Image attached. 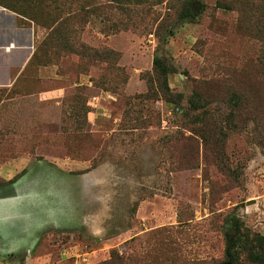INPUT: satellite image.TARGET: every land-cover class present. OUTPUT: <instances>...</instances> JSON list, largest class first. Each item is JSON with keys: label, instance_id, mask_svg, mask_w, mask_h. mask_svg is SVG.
Segmentation results:
<instances>
[{"label": "rangeland", "instance_id": "rangeland-1", "mask_svg": "<svg viewBox=\"0 0 264 264\" xmlns=\"http://www.w3.org/2000/svg\"><path fill=\"white\" fill-rule=\"evenodd\" d=\"M28 1L18 0L46 17ZM185 1L97 10L82 36L96 58L64 39L44 54L47 26L0 5V49L31 54L18 91L0 90V264H101L112 252L129 264H219L235 224L264 238V143L250 128L229 133L230 180L186 115L197 84L264 98V43L218 0H190L205 11L177 23ZM157 58L176 103L160 92Z\"/></svg>", "mask_w": 264, "mask_h": 264}, {"label": "trees", "instance_id": "trees-1", "mask_svg": "<svg viewBox=\"0 0 264 264\" xmlns=\"http://www.w3.org/2000/svg\"><path fill=\"white\" fill-rule=\"evenodd\" d=\"M165 0H107L102 4L94 5L92 0H31L27 3L36 6V9L45 13L46 17H31L30 9L24 8L17 1L0 0L3 5L12 12L25 19L34 20L40 24L44 23L49 30L48 36L42 43V52L51 54L56 45V39H64L73 45V53L85 58L101 57L99 52L87 46L82 41L90 17L97 12L105 13H131L128 7L146 2L153 6L162 4ZM218 7L226 10L236 11L240 14V22L246 32L252 33L254 37L264 43V0H218ZM205 5L198 9L193 1H185L179 8L175 9L177 23L193 22L205 11ZM72 28L70 35L66 34L64 28ZM96 55V56H95ZM39 57L36 55L35 58ZM48 64L45 62L44 65ZM258 72L264 82V44L257 62ZM154 71L160 92L167 101L174 102L168 76L172 69L163 59L157 58L154 63ZM217 88V89H215ZM181 97V96H180ZM181 99L179 106H181ZM176 103V102H174ZM187 116L194 118L191 131L199 137L207 151V161L222 166L221 170L228 179H238V172H233L231 167L222 164L224 154V143L231 132H245L252 130V137L258 143H264V98L252 89H236L230 85L216 81L213 87L208 84H197L191 97L188 99ZM216 160V161H215ZM240 233L227 245L226 256L219 264H245L243 255L254 264H264V238L260 235L249 234L239 224H235ZM261 250V251H259ZM263 250V251H262ZM101 264H129L119 252H112L109 260Z\"/></svg>", "mask_w": 264, "mask_h": 264}, {"label": "crops", "instance_id": "crops-1", "mask_svg": "<svg viewBox=\"0 0 264 264\" xmlns=\"http://www.w3.org/2000/svg\"><path fill=\"white\" fill-rule=\"evenodd\" d=\"M8 47L0 49V90L6 89L11 92L18 87L17 84L30 61L31 54L21 45L10 49ZM14 67L18 68L15 74L12 71Z\"/></svg>", "mask_w": 264, "mask_h": 264}, {"label": "built area", "instance_id": "built-area-1", "mask_svg": "<svg viewBox=\"0 0 264 264\" xmlns=\"http://www.w3.org/2000/svg\"><path fill=\"white\" fill-rule=\"evenodd\" d=\"M8 49H10V48H8Z\"/></svg>", "mask_w": 264, "mask_h": 264}]
</instances>
